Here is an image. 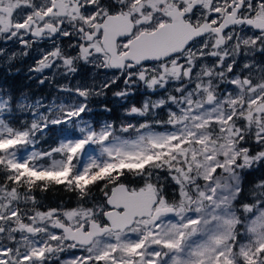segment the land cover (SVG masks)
<instances>
[{
	"label": "snow or ice",
	"instance_id": "obj_1",
	"mask_svg": "<svg viewBox=\"0 0 264 264\" xmlns=\"http://www.w3.org/2000/svg\"><path fill=\"white\" fill-rule=\"evenodd\" d=\"M25 57L53 92L0 84V264H264V0H0Z\"/></svg>",
	"mask_w": 264,
	"mask_h": 264
},
{
	"label": "trees",
	"instance_id": "obj_2",
	"mask_svg": "<svg viewBox=\"0 0 264 264\" xmlns=\"http://www.w3.org/2000/svg\"><path fill=\"white\" fill-rule=\"evenodd\" d=\"M33 63L32 57H25L22 61L16 62V66L12 69V74L8 72L0 71V84H3L5 87L14 88L20 90L21 92H28L34 96H48L49 93L53 92V89L47 86H37L34 80L28 78V66ZM2 67V66H0ZM16 68H19V72L16 71ZM5 81L7 83L5 84ZM111 99V98H110ZM134 100L136 97L133 98ZM119 107L114 110V115H121ZM105 118L103 113L97 114V119ZM71 194L60 192L58 194L47 193L46 199L49 203L55 205L60 200H67L70 204L74 203V198L69 199Z\"/></svg>",
	"mask_w": 264,
	"mask_h": 264
},
{
	"label": "rangeland",
	"instance_id": "obj_3",
	"mask_svg": "<svg viewBox=\"0 0 264 264\" xmlns=\"http://www.w3.org/2000/svg\"><path fill=\"white\" fill-rule=\"evenodd\" d=\"M140 99H141V96L138 95L134 101L138 102Z\"/></svg>",
	"mask_w": 264,
	"mask_h": 264
}]
</instances>
